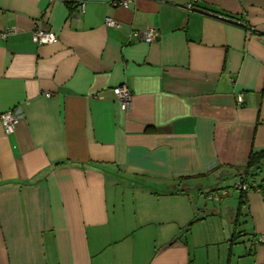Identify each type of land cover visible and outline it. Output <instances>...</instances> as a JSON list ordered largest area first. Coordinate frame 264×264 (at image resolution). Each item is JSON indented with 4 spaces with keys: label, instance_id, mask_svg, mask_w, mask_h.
Returning <instances> with one entry per match:
<instances>
[{
    "label": "crops",
    "instance_id": "crops-1",
    "mask_svg": "<svg viewBox=\"0 0 264 264\" xmlns=\"http://www.w3.org/2000/svg\"><path fill=\"white\" fill-rule=\"evenodd\" d=\"M114 1L0 0V264H264V0Z\"/></svg>",
    "mask_w": 264,
    "mask_h": 264
},
{
    "label": "built area",
    "instance_id": "built-area-1",
    "mask_svg": "<svg viewBox=\"0 0 264 264\" xmlns=\"http://www.w3.org/2000/svg\"><path fill=\"white\" fill-rule=\"evenodd\" d=\"M131 0H116L114 1V4L116 5H122V6H128ZM201 0H190L186 7L189 9H193L198 7V3ZM85 8V4L82 5V9ZM107 24L112 27H121V23L112 18V17H107L106 19ZM8 34V32L2 33V36L5 37ZM132 35L139 40H145L146 42H152L157 40L160 37V30L157 27L149 26L146 29H135L132 32ZM33 38L36 43L39 44H46V43H53L58 40L57 35L52 32L43 29L40 26H36L33 32ZM113 92L115 96L120 100L121 102V107L123 110L128 111L132 107V98H133V93L131 89L128 87V85L123 84L119 85L113 88ZM49 95V94H48ZM238 102L242 103L243 102V95L240 94L238 95ZM2 123L4 125V129L6 133H13L15 131L16 125L20 120V114L15 110V109H9L6 112H4L1 115ZM237 187L243 191L248 192L251 187L248 183L245 182H240ZM227 192L226 190H221L220 192H210V198H219L221 194H225Z\"/></svg>",
    "mask_w": 264,
    "mask_h": 264
},
{
    "label": "trees",
    "instance_id": "trees-1",
    "mask_svg": "<svg viewBox=\"0 0 264 264\" xmlns=\"http://www.w3.org/2000/svg\"><path fill=\"white\" fill-rule=\"evenodd\" d=\"M264 159V150L262 151H259V152H253L250 156V160L248 162V164L245 166L244 168V173L247 175L249 173H252L255 169H259L261 168L260 164L261 161ZM245 175V176H246ZM241 183L242 182H245L244 178H241ZM251 188H254L253 186H250ZM241 196H240V205L244 204L245 203V200H246V195H247V192L246 191H243L241 190ZM239 218L240 217H234L232 220L233 224H234V234H233V240H235L236 238H238L241 234L240 231H237V227L238 225L240 224L239 222ZM188 264H193V261L191 260Z\"/></svg>",
    "mask_w": 264,
    "mask_h": 264
},
{
    "label": "water",
    "instance_id": "water-1",
    "mask_svg": "<svg viewBox=\"0 0 264 264\" xmlns=\"http://www.w3.org/2000/svg\"><path fill=\"white\" fill-rule=\"evenodd\" d=\"M194 10L202 12V13H205V14H208V15H211V16H214V17H217V18L224 19V20L229 21V22H233V23L242 25V23L239 20H237V19H234V18H231V17H227L225 15H221V14L213 12V11H209V10H205V9H201V8H194ZM219 176H220V173H219ZM240 215H241L240 208H238V211H235V209H233V208H230L227 211V216L230 219H233L234 216L240 217Z\"/></svg>",
    "mask_w": 264,
    "mask_h": 264
},
{
    "label": "rangeland",
    "instance_id": "rangeland-1",
    "mask_svg": "<svg viewBox=\"0 0 264 264\" xmlns=\"http://www.w3.org/2000/svg\"><path fill=\"white\" fill-rule=\"evenodd\" d=\"M263 173H264V171H263ZM224 217H226V219H228V221H230L229 220L230 218L227 216V212L226 211H224ZM236 245L237 246H240L242 249H245V246H244L243 242L242 243H237ZM213 249L217 250L218 249V246L216 248H213ZM202 251L204 252L203 249H202Z\"/></svg>",
    "mask_w": 264,
    "mask_h": 264
}]
</instances>
